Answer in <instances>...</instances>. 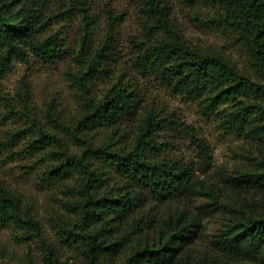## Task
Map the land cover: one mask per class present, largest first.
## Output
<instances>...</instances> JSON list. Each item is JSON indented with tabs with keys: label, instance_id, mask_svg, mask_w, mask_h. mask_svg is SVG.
Returning a JSON list of instances; mask_svg holds the SVG:
<instances>
[{
	"label": "trees",
	"instance_id": "1",
	"mask_svg": "<svg viewBox=\"0 0 264 264\" xmlns=\"http://www.w3.org/2000/svg\"><path fill=\"white\" fill-rule=\"evenodd\" d=\"M189 1L217 7L213 15L198 19L224 31L230 44L250 59L249 69L222 48L191 44L164 0H142L146 39L135 42L134 65L142 74L155 75L172 92L195 99L203 114L218 117L227 132L264 139V0ZM50 3L0 0V76L12 70L15 59L28 62L35 55L53 62L63 56L59 36L46 35L53 19ZM72 8L73 2L61 7L63 12ZM83 11L88 20L87 6ZM115 29L111 21L98 46L92 44L88 25L85 29L77 68L67 72L80 112L65 126L66 140L38 124V136L28 145L47 161L42 180L59 183L75 178L65 185L69 213L57 220L59 237L84 264H264V205L259 214L241 213L226 223L212 240L215 254H192V245L203 232V217L185 206L200 193L214 199L207 207L216 212L219 196L198 180L195 168L167 154L172 146L169 137L179 130L190 133L185 122L153 109L141 113L130 80L118 78L101 95L95 94L96 84L112 77ZM24 87L30 100L31 89ZM128 123L135 125L130 140ZM101 129L104 134L97 138ZM18 136L0 143V149ZM199 147L203 160L199 169L207 173L213 158L207 145ZM228 182L245 190H264V168L240 172ZM163 206L169 207L166 213ZM0 221L33 226L42 235L35 214L2 182ZM46 249L47 259L58 264L55 247L46 244Z\"/></svg>",
	"mask_w": 264,
	"mask_h": 264
},
{
	"label": "rangeland",
	"instance_id": "2",
	"mask_svg": "<svg viewBox=\"0 0 264 264\" xmlns=\"http://www.w3.org/2000/svg\"><path fill=\"white\" fill-rule=\"evenodd\" d=\"M164 1L171 8L183 36L191 44L222 48L240 67L249 69L250 59L230 44L224 31L206 26L198 19V15H213L217 11L216 6H198L189 0ZM70 2H73V8L63 12L61 7ZM81 2L51 0L49 14L53 19L46 35L57 34L61 39L65 51L61 58L53 62L35 55H30L28 62L15 59L12 70L0 76V143H6L15 133L19 134L15 142L0 149V182L20 196L42 227V235H39L33 226L23 228L0 221V264H52L46 256V244L55 247L58 264H84L82 256L67 246L57 232V220L69 213L65 206L69 196L65 185L73 184L75 178L59 183L42 180L47 161L28 145L38 136V124L66 140L65 126L71 125L80 112L77 90L67 79V72L77 68V56L87 25L93 46H98L105 38L111 21L115 22L117 57L109 75L112 77L99 81L95 94L101 95L118 78L130 80L136 86L141 113L153 109L162 116L174 117L188 125L190 133L179 130L168 138L172 146L167 154L195 168L198 180L219 196L221 207L216 212L207 207V203L214 199L200 193L185 206L188 211H196L203 217V232L192 245V254L196 257L215 254L212 240L226 223L241 213L259 214L263 209L264 190L257 187L241 189L229 183L228 178L240 172L264 168V139L246 133L227 132L218 117L203 114L195 99L174 93L161 85L155 75L139 71L134 65L137 54L135 42L146 39L142 0ZM84 6H87L88 20ZM25 85L31 89L30 100L27 99ZM130 125H126L129 140L135 127ZM97 134L100 138L104 129ZM201 144L207 145L213 158L212 168L207 173L199 169L203 161ZM70 149L76 151L77 147L71 145ZM176 207L174 204L173 208ZM163 208L164 213L169 209L168 206ZM179 208L182 209L183 205ZM122 260L121 256L117 263Z\"/></svg>",
	"mask_w": 264,
	"mask_h": 264
}]
</instances>
